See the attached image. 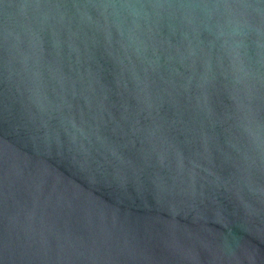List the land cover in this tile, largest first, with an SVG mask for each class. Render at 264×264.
<instances>
[{"label":"water","instance_id":"obj_1","mask_svg":"<svg viewBox=\"0 0 264 264\" xmlns=\"http://www.w3.org/2000/svg\"><path fill=\"white\" fill-rule=\"evenodd\" d=\"M0 264H264V0H0Z\"/></svg>","mask_w":264,"mask_h":264}]
</instances>
